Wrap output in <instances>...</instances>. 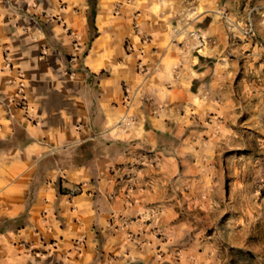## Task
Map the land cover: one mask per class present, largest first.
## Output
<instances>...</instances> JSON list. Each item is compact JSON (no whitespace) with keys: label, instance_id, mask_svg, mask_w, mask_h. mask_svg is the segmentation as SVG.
<instances>
[{"label":"crops","instance_id":"crops-1","mask_svg":"<svg viewBox=\"0 0 264 264\" xmlns=\"http://www.w3.org/2000/svg\"><path fill=\"white\" fill-rule=\"evenodd\" d=\"M170 21L152 0H0V264H148L137 164L170 163L160 135L197 110Z\"/></svg>","mask_w":264,"mask_h":264},{"label":"rangeland","instance_id":"rangeland-1","mask_svg":"<svg viewBox=\"0 0 264 264\" xmlns=\"http://www.w3.org/2000/svg\"><path fill=\"white\" fill-rule=\"evenodd\" d=\"M152 2L169 14L180 57L198 61L188 79L197 110L180 107L178 125L160 135L170 163L146 153L147 164H137L152 168L142 177L147 238L133 233L130 241L146 244L148 264H264V62L251 45L255 0ZM208 25L212 34L202 30Z\"/></svg>","mask_w":264,"mask_h":264},{"label":"water","instance_id":"water-1","mask_svg":"<svg viewBox=\"0 0 264 264\" xmlns=\"http://www.w3.org/2000/svg\"><path fill=\"white\" fill-rule=\"evenodd\" d=\"M126 264H145L141 258H133V259H128L126 261Z\"/></svg>","mask_w":264,"mask_h":264},{"label":"trees","instance_id":"trees-1","mask_svg":"<svg viewBox=\"0 0 264 264\" xmlns=\"http://www.w3.org/2000/svg\"><path fill=\"white\" fill-rule=\"evenodd\" d=\"M88 6L90 9V16L94 15V9H95V0H88Z\"/></svg>","mask_w":264,"mask_h":264},{"label":"built area","instance_id":"built-area-1","mask_svg":"<svg viewBox=\"0 0 264 264\" xmlns=\"http://www.w3.org/2000/svg\"><path fill=\"white\" fill-rule=\"evenodd\" d=\"M79 191V189L77 187H75L74 189H72L69 193L70 194H74L77 193Z\"/></svg>","mask_w":264,"mask_h":264}]
</instances>
